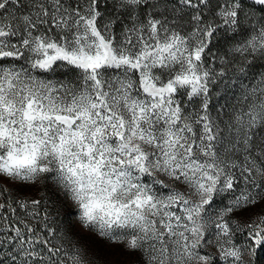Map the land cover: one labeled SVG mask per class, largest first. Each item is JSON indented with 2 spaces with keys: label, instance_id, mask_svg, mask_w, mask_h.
<instances>
[{
  "label": "snow or ice",
  "instance_id": "6c2138e0",
  "mask_svg": "<svg viewBox=\"0 0 264 264\" xmlns=\"http://www.w3.org/2000/svg\"><path fill=\"white\" fill-rule=\"evenodd\" d=\"M0 264H264V0H0Z\"/></svg>",
  "mask_w": 264,
  "mask_h": 264
}]
</instances>
